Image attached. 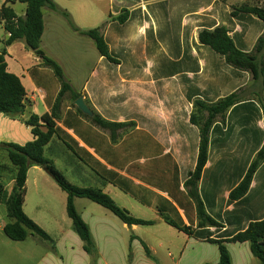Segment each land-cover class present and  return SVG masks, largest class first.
I'll return each instance as SVG.
<instances>
[{"label": "crops", "instance_id": "0c3cea01", "mask_svg": "<svg viewBox=\"0 0 264 264\" xmlns=\"http://www.w3.org/2000/svg\"><path fill=\"white\" fill-rule=\"evenodd\" d=\"M8 1L19 17L25 16L26 5L19 0H0V9ZM52 1L58 10L43 9L41 49L45 55L60 65L72 90L104 120L135 125L114 132L94 128L100 137L92 138L81 130L93 143L91 148L58 123L102 169L116 173L127 191L81 161L76 165L79 175L88 182L91 170L102 184L100 189L122 208L140 219L155 221V225L126 227L123 223V227H114L106 215L87 220L82 214L98 249L96 262L84 251L79 236L68 231L56 241L52 239L61 256L48 251L36 264H218L219 247L207 237L227 240L250 222L264 218V163L248 194L238 202L230 201L231 191L264 144V84L250 72L228 65L224 57L199 41V34L226 27L239 50L253 52L264 26L251 14L233 17V7H263L264 0ZM61 11L70 14L79 29L97 30L111 59L99 53L94 40L76 32ZM125 12L128 18L121 21ZM9 37L0 23V54ZM6 49L8 71L21 79L27 96L23 115L0 114V142L25 145L34 139L31 128L26 126L28 135L14 131L16 120L27 121L33 114L41 117L50 112L47 102L55 103L60 84L24 40ZM232 94H237L240 102L212 127L209 158L199 182L207 212L223 227L197 228L194 212L196 235L189 236L168 225L155 206L164 208L165 200L172 202L190 225L167 191L178 197V184L180 191L187 193L184 184L197 166L200 133L191 123L194 105L196 101L213 104ZM66 99H71V94L67 93ZM38 103L44 112L37 111ZM63 105L64 118L66 111L73 109ZM6 130L11 131L5 134ZM133 192L152 205L141 203ZM144 245L154 259L146 254ZM225 245L232 264H260L248 242Z\"/></svg>", "mask_w": 264, "mask_h": 264}, {"label": "trees", "instance_id": "16d2710c", "mask_svg": "<svg viewBox=\"0 0 264 264\" xmlns=\"http://www.w3.org/2000/svg\"><path fill=\"white\" fill-rule=\"evenodd\" d=\"M9 2L4 3L0 9V23L4 25L6 33L10 35L0 54V114L16 117L23 115L26 109V89L21 79L8 71L6 62V48L18 40H24L27 48L42 60V66L53 72L60 84V92L53 105L47 102L50 112L43 114L41 117L33 114L26 121L25 124L31 128L34 137L32 141L27 142L25 145L15 143L2 144L7 152L12 168L8 169L5 165L0 164V178L3 177L4 173L10 172L11 180L14 182L10 191L5 189L3 185H0V200L6 207L7 217L10 220L4 226L3 231L9 239L16 242L27 240L29 234L37 235L45 241L53 242L51 236L24 212L28 172L32 167H41L58 184L61 190L67 194V214L72 221L73 230L83 242L84 251L95 263L98 257V249L93 240L90 226L76 210V199H88L98 204L110 211L129 227L153 226L155 225V221L133 216L100 188H81L71 184L54 162L45 157V148L54 138H57L74 153L79 161L87 165L93 172L108 182L124 189L125 187L122 185L121 180H117L118 176L116 173L107 171L104 168L102 169V165L92 155L80 148L78 142L60 127L58 123H62L69 130H73L74 134L91 148H94L93 143L86 138L81 130L85 129L89 133L90 138H92V135L100 137V134L94 128L114 132L130 126L134 127L135 125L132 123L117 124L108 122L90 106L94 115L93 117H89L76 107L75 101L82 97L81 94L75 93L72 90L71 86L65 81L60 65L46 56L41 49V40L44 33L43 9L58 10L57 5L52 0H19V2L26 5L24 17H19ZM61 12L69 20L76 32L94 40L99 53L103 57L111 59L109 47L97 30H81L73 24L70 14L66 11ZM125 13L126 15L124 14L120 17L121 21H125L128 18V13ZM238 13L251 14L257 17L264 26V6L251 7L243 5L241 7H233L232 16L235 17ZM199 41L224 57L228 65L241 71L250 72L254 80H262L264 84V33L257 40L254 51L251 53H245L237 48L226 27H218L213 31L204 30L200 32ZM67 93L71 94V100L73 101L71 108L74 111L71 109L67 110L63 118L62 113L65 108L63 100ZM239 102V96L232 94L213 104L208 105L196 101L194 105L195 111L191 115V123L199 128L200 133L197 166L194 171L190 172L189 179L184 184L187 193L180 191V185L178 184L176 186L178 197L175 195V192L173 193L171 190L167 191L173 202L184 211L190 225L185 224L177 207L172 202L165 200L164 208L161 207V204L155 206V209L168 225L189 236L196 235V232L192 228L195 225V221L191 213L194 214V212L196 213L197 228L219 229L223 227L220 221L207 212V207L200 194L199 182L209 158L211 129L218 119L222 120L226 112L238 105ZM262 111L264 120V105L262 106ZM111 137L113 141H116V137ZM262 163H264V144L253 159L242 181L231 191V202H238L248 194L253 178ZM132 194L141 203L147 206L152 205L147 199L142 198L137 193L133 192ZM179 197L181 198L179 199ZM207 239L210 243L216 244L219 247L220 261L218 264H232V257L225 243L245 242L250 244L251 252L260 261V264H264V218L250 222L246 229L227 240H212L209 237ZM144 247L146 254L153 258L148 247L146 245ZM52 248L55 250V246Z\"/></svg>", "mask_w": 264, "mask_h": 264}, {"label": "rangeland", "instance_id": "374dc122", "mask_svg": "<svg viewBox=\"0 0 264 264\" xmlns=\"http://www.w3.org/2000/svg\"><path fill=\"white\" fill-rule=\"evenodd\" d=\"M63 102L66 106L73 105L71 99L63 100ZM43 109V105L38 103L37 111L42 113L44 112ZM26 117L28 118V115ZM25 123L26 121L16 120L14 131L25 132V135H28ZM10 131L6 130L5 134H9ZM4 143L6 142H0V164L11 169L7 152L2 145ZM45 157L54 162L71 184L81 188H102L101 182L96 180L97 176L91 170H89L90 174H92L89 177L90 181L85 182L82 180L78 167H76L80 163L79 160L57 138H54L45 148ZM11 178L10 172L4 173L3 177L0 178V185H3L9 191L14 185ZM26 189L25 214L47 232L54 241L62 234L74 231L72 221L67 214V194L61 190L58 184L41 167H32L29 170ZM75 201L77 202V205H75L77 212L81 216L84 214L87 220L94 216L106 215L115 223L116 226L113 225L114 227H123V223L114 214L98 204L88 199H76ZM134 216L136 217V215ZM9 222L6 207L0 200V264H36L48 251L57 257L61 256L58 247L54 245V241L52 243L45 241L37 235L29 234L27 240L23 242L9 239L3 231L4 226ZM126 227L129 226L126 225ZM53 246H55V250H53ZM62 248L64 247L62 246ZM67 250L66 248L63 249L65 254H68Z\"/></svg>", "mask_w": 264, "mask_h": 264}, {"label": "water", "instance_id": "95a60500", "mask_svg": "<svg viewBox=\"0 0 264 264\" xmlns=\"http://www.w3.org/2000/svg\"><path fill=\"white\" fill-rule=\"evenodd\" d=\"M76 107L85 115L89 117H93L94 112L89 107V105L86 103L84 97H80L75 101Z\"/></svg>", "mask_w": 264, "mask_h": 264}]
</instances>
